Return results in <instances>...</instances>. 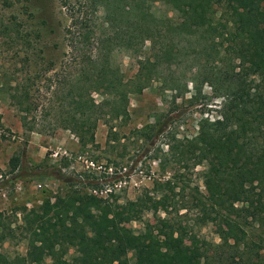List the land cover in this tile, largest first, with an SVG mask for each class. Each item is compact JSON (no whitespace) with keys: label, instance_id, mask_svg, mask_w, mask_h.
Instances as JSON below:
<instances>
[{"label":"trees","instance_id":"trees-1","mask_svg":"<svg viewBox=\"0 0 264 264\" xmlns=\"http://www.w3.org/2000/svg\"><path fill=\"white\" fill-rule=\"evenodd\" d=\"M116 1L81 2L97 12L93 20L63 3L70 20L65 39L73 74L52 90L60 103L61 126L74 134L80 149L94 146L100 107L93 94L126 103L128 94L142 92L164 67L170 68L192 48L199 61L196 73L203 80L193 78L190 83L197 92L204 84L217 92L218 116L200 120L195 136H168L160 167L201 166L205 192L194 188L192 205L183 188L177 200L160 194L170 217L158 219L147 235L122 234L120 220L103 216L102 200L95 195L70 191L54 200L48 197L37 208L22 209L18 227L25 233V253H0V264H61L65 257L70 264H264V0ZM156 4L167 11L157 12ZM116 50L136 58L138 70L129 80L112 61ZM164 87L178 89L173 82ZM151 128L157 137L164 132L160 125ZM11 165L18 168V160L12 159ZM177 174L174 169L172 178ZM61 176L58 170L53 177ZM172 178L155 182L153 192L173 193ZM64 182L78 183L72 178ZM191 211H196V225L222 221L218 242L185 244L186 230L192 228L181 221ZM13 229L0 215L1 242ZM87 242L95 253L85 262L76 253ZM69 249L74 250L72 256Z\"/></svg>","mask_w":264,"mask_h":264},{"label":"rangeland","instance_id":"rangeland-1","mask_svg":"<svg viewBox=\"0 0 264 264\" xmlns=\"http://www.w3.org/2000/svg\"><path fill=\"white\" fill-rule=\"evenodd\" d=\"M81 2L89 0H0V215L5 226L14 228L5 231L9 239L0 241V253H25V233L18 227L22 209L37 208L48 197L54 200L70 191L95 195L102 200L100 213L120 220L122 234L147 235L158 219L170 217L162 208L160 194L175 195L177 200L176 194L183 188L192 205L194 188L205 192L201 166L192 169L168 163L165 170L160 167L168 136H195L200 120L218 116L221 99L217 92L208 84L197 92L190 83L193 78L203 80L196 73L199 61L194 59L192 48L170 68L164 67L159 79L142 92L128 94L126 103L93 94L100 107L94 146L80 149L74 134L61 126L60 103L52 90L73 74L65 39L70 20L63 3L76 15L90 20L97 16L88 5L80 6ZM156 7L157 12L167 11L164 6ZM112 61L125 80L137 73L136 58L130 53L116 50ZM172 82L177 91L164 87ZM26 90L29 94L24 97ZM68 102H63L65 110ZM154 125L164 130L160 137L151 128ZM12 159L18 160V168H12ZM174 169L179 174L172 178ZM58 170L62 173L59 180L53 177ZM15 177L18 179L8 181ZM69 178L78 183L66 185ZM170 178L176 186L173 193L166 189L153 192L155 182ZM195 214L191 211L181 221L182 226L192 228L186 230L185 244L218 242L224 230L222 221L196 225ZM68 253L72 256L74 250ZM94 253L93 245L87 242L76 255L87 262ZM61 264H70V258L65 257Z\"/></svg>","mask_w":264,"mask_h":264}]
</instances>
